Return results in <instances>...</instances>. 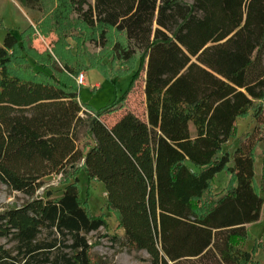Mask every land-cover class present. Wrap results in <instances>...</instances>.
Instances as JSON below:
<instances>
[{
	"label": "trees",
	"instance_id": "16d2710c",
	"mask_svg": "<svg viewBox=\"0 0 264 264\" xmlns=\"http://www.w3.org/2000/svg\"><path fill=\"white\" fill-rule=\"evenodd\" d=\"M58 3L99 30L91 39L98 48L114 33L123 36L105 58L132 65L133 80L122 99L92 112L79 98L85 60L58 47L39 64L24 53L31 31L21 49L7 33L0 46V185L29 200L0 212V239L14 244L0 245V264H98L87 237L110 225L81 199L80 170L104 186L125 246L145 251L151 264H251V253L234 241L247 238L264 207L254 186L255 150L264 142V0ZM89 59L94 66L104 60ZM31 61L51 71L30 75L22 65ZM57 65L63 71L55 75ZM142 73L146 120L127 113L109 127L102 118L125 108ZM248 115L254 129L232 154L224 152L237 120ZM222 173L235 185L200 206ZM51 176L66 179L62 194L37 196Z\"/></svg>",
	"mask_w": 264,
	"mask_h": 264
},
{
	"label": "rangeland",
	"instance_id": "374dc122",
	"mask_svg": "<svg viewBox=\"0 0 264 264\" xmlns=\"http://www.w3.org/2000/svg\"><path fill=\"white\" fill-rule=\"evenodd\" d=\"M37 1L32 6H26L19 0H0V46L3 45L7 33H12L18 40L17 47L21 49L24 37L31 31L30 36L25 38L24 53L29 51L37 63H45L47 61L46 55L48 54L49 57V54H54V49L58 47L62 54L69 52L73 57L78 55L79 58L85 60L87 71L84 74L87 81H85V86L79 87V98L81 103L90 111L101 112L122 99L129 91L133 80L132 65L120 64L105 57L109 54L115 41H124L123 36L114 33L109 46L105 49L98 48L91 42V39L97 38L99 30L92 33L68 10L63 7L58 10V0ZM184 1L192 4V0ZM13 57L14 55H12ZM89 58L97 61L104 60L101 61L100 66H94ZM22 68L27 69L30 75H32L31 70L35 74L51 71L49 67L34 65L32 61L23 64ZM56 68L55 75L63 71L60 65H57ZM44 79L48 80L47 78ZM144 84L145 73H142L125 108H122L121 105L118 106L115 113L104 116L102 121L111 127L127 113H133L140 119L146 120ZM254 127L255 122L251 115L240 117L236 123V131L224 146L223 151L232 154L245 141L246 136L252 132ZM263 157L264 142L259 143L255 150L254 183L256 191L264 197V193L261 191ZM78 178L81 199L89 208L90 213L94 217H106L110 225L109 228L101 229L87 237L93 247V260L98 264H151V258L145 251L132 252L125 246L124 232L119 227L118 218L108 209L104 186L99 182L89 181L84 170L79 171ZM70 182H74V180L72 179ZM65 183L66 179L63 176L48 177L44 179V186L37 196H44L46 191H52L53 195L58 197L64 191ZM234 185L235 180L232 176L226 173L218 175L200 206L205 207L206 201L219 199ZM28 200V197L20 193L10 192L6 187L0 185V212L21 207ZM246 229L247 238L235 240L234 245L251 253V264H264V207L260 220L255 224L248 225ZM113 236L120 237L121 242L119 244L113 243L111 241ZM0 245L11 248L14 244L0 239Z\"/></svg>",
	"mask_w": 264,
	"mask_h": 264
},
{
	"label": "built area",
	"instance_id": "2783aa9c",
	"mask_svg": "<svg viewBox=\"0 0 264 264\" xmlns=\"http://www.w3.org/2000/svg\"><path fill=\"white\" fill-rule=\"evenodd\" d=\"M77 81L80 86H85L86 75L84 73L80 74Z\"/></svg>",
	"mask_w": 264,
	"mask_h": 264
},
{
	"label": "crops",
	"instance_id": "0c3cea01",
	"mask_svg": "<svg viewBox=\"0 0 264 264\" xmlns=\"http://www.w3.org/2000/svg\"><path fill=\"white\" fill-rule=\"evenodd\" d=\"M86 81H87V79H86ZM144 87H145V84H144Z\"/></svg>",
	"mask_w": 264,
	"mask_h": 264
}]
</instances>
